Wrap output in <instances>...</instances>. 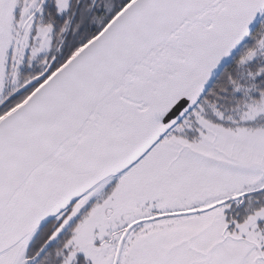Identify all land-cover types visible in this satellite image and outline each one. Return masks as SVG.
I'll return each instance as SVG.
<instances>
[{
    "label": "snow or ice",
    "instance_id": "1",
    "mask_svg": "<svg viewBox=\"0 0 264 264\" xmlns=\"http://www.w3.org/2000/svg\"><path fill=\"white\" fill-rule=\"evenodd\" d=\"M0 264H264V0H0Z\"/></svg>",
    "mask_w": 264,
    "mask_h": 264
}]
</instances>
